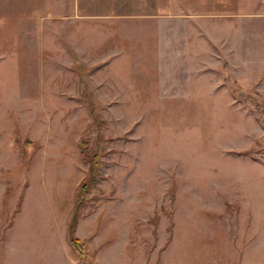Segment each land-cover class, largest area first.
Listing matches in <instances>:
<instances>
[{"label":"rangeland","instance_id":"374dc122","mask_svg":"<svg viewBox=\"0 0 264 264\" xmlns=\"http://www.w3.org/2000/svg\"><path fill=\"white\" fill-rule=\"evenodd\" d=\"M0 264H264V0H0Z\"/></svg>","mask_w":264,"mask_h":264},{"label":"trees","instance_id":"16d2710c","mask_svg":"<svg viewBox=\"0 0 264 264\" xmlns=\"http://www.w3.org/2000/svg\"><path fill=\"white\" fill-rule=\"evenodd\" d=\"M93 165L95 164V161L92 162ZM85 188H82V191H84ZM73 226L70 228L72 229ZM70 246L73 249V251L78 254L79 257L84 258L86 257L85 253V242L84 241H79L77 238H72L70 240Z\"/></svg>","mask_w":264,"mask_h":264}]
</instances>
